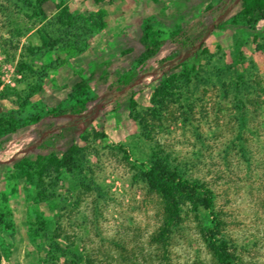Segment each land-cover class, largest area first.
Here are the masks:
<instances>
[{
  "label": "rangeland",
  "instance_id": "rangeland-1",
  "mask_svg": "<svg viewBox=\"0 0 264 264\" xmlns=\"http://www.w3.org/2000/svg\"><path fill=\"white\" fill-rule=\"evenodd\" d=\"M240 3L0 0V118L17 127L0 139V264H264V20L245 24ZM156 160L213 199V215L181 202L165 252L143 177Z\"/></svg>",
  "mask_w": 264,
  "mask_h": 264
},
{
  "label": "trees",
  "instance_id": "trees-1",
  "mask_svg": "<svg viewBox=\"0 0 264 264\" xmlns=\"http://www.w3.org/2000/svg\"><path fill=\"white\" fill-rule=\"evenodd\" d=\"M44 0H39L42 3ZM240 17L242 21L251 26L260 20H264V0H241L240 3ZM103 16V13H100ZM95 26H104V23L99 19L92 21ZM151 26L149 21L146 22L142 39L146 44L145 51L147 56H151L155 49H157L159 42L151 38ZM178 33H173L171 36L174 37ZM203 37L187 38L180 43V49L182 52H187L189 49L197 50L201 47ZM76 40L74 43L68 42V49L70 54L74 52H79L81 49L76 47ZM180 55L178 53H173V55L168 56L165 62H171L172 65L177 66L180 62ZM132 80L131 76H125L121 80H118L114 86L115 90L119 92L123 86L128 85ZM83 85H79L78 94L83 91ZM178 89V84L175 82L174 76H171L168 80L162 81L158 89L152 96V102L160 107H164L166 103V98L168 95L173 94L172 91ZM87 99H77L76 104L73 109L77 113H80L85 109ZM65 113V110L54 109L50 112L51 116H59ZM16 125L12 117H1L0 118V139L11 132L16 130ZM144 180L147 183L148 189L151 193L157 194L163 201L164 211H165V221L164 226L160 229L156 235L155 241L162 246V250L165 252L169 243V234L171 227L179 222L180 220V205L183 200H192L194 197L201 203L203 208L211 215H213V199L212 193L206 190L203 185L197 182L189 181L184 179L182 175L175 171L170 170L165 164L160 160L153 161L150 167L143 173ZM218 223L214 225L213 228L208 230L209 238H213ZM212 240V239H210ZM210 242H213L210 241ZM8 258L6 251L0 253V261L2 258ZM221 264V263H220Z\"/></svg>",
  "mask_w": 264,
  "mask_h": 264
}]
</instances>
